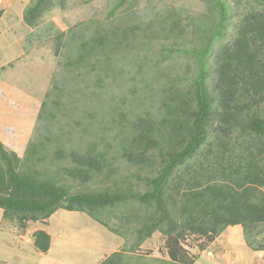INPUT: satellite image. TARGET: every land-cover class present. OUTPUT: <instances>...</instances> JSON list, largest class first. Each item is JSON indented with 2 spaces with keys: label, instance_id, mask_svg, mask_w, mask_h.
<instances>
[{
  "label": "trees",
  "instance_id": "obj_1",
  "mask_svg": "<svg viewBox=\"0 0 264 264\" xmlns=\"http://www.w3.org/2000/svg\"><path fill=\"white\" fill-rule=\"evenodd\" d=\"M30 1L24 22L36 28L37 39L45 42L59 32L39 21L57 5L64 8L66 0ZM137 1L120 0L116 9L130 13ZM208 2L206 20L192 19L201 28L203 41L200 49H190L198 60L193 85L186 93L178 88L165 91L167 101H162L159 116L147 113L127 127L130 136L122 145V156L155 172L146 177L148 190L116 187L71 194L52 177L40 178L35 170L22 172L23 159L0 143V209L5 218L24 230L29 222H46L62 209L87 214L110 228L102 214L108 210L114 214L116 208L130 204V215L141 220L134 248L158 232L166 239L171 264L195 263L183 245L187 237H205L211 244L235 226L243 228L245 238L255 236L254 243L248 240L250 249L264 252V0ZM114 12L115 8L111 16ZM107 22L110 26L100 25L91 30L90 39L81 40L78 57L68 66L94 73L102 63L100 55L109 60L124 45L136 43L139 27L121 29L118 18ZM103 65L98 82L111 78L110 65ZM45 107L42 102L41 111ZM40 146L43 149L44 144ZM57 157H65L63 150ZM70 158L75 166L65 171L81 184L109 167L96 144L84 154L72 151ZM31 239L36 250L49 252L47 232L37 230ZM101 264H125V254L114 252Z\"/></svg>",
  "mask_w": 264,
  "mask_h": 264
},
{
  "label": "rangeland",
  "instance_id": "obj_2",
  "mask_svg": "<svg viewBox=\"0 0 264 264\" xmlns=\"http://www.w3.org/2000/svg\"><path fill=\"white\" fill-rule=\"evenodd\" d=\"M119 1L66 0L64 8L57 5L39 21L47 29L53 25L62 34L60 39L58 34L50 35L45 42L37 39L36 28L24 22L30 0H11L1 9L0 76L23 94L21 99L35 97L38 104L46 103L35 122L21 170L38 171L40 178L52 177L71 194L116 187L145 193L146 177L155 172L134 166L122 156V145L130 136L127 127L147 113L159 116L162 101H167L165 91L178 88L186 93L198 73L197 55L192 50L202 47V31L192 19L206 20L210 13L208 0H138L130 13L116 9ZM117 18L121 29L139 27L136 43L124 45L109 60L100 55L102 63L97 64L94 73L67 65L78 57L81 40L90 39L91 30L110 26L107 21ZM170 29L174 33H169ZM105 62L110 65L111 78L98 82L97 74ZM209 64L214 65L213 59H209ZM16 104V110L19 108L23 114L36 105L33 102L28 106L22 101ZM91 144L105 154L109 167L91 182L81 184L65 170L75 166L70 153L84 154ZM58 150H63L64 158L57 157ZM129 206L116 208L114 214L109 210L102 214V221L110 228L87 214L62 209L49 221L30 223L24 230L13 222L8 230L13 235L7 236L19 243L13 247L20 246L22 254L18 250H10L6 256L0 254V264H101L119 251L125 254V264H171L166 239L158 232L134 248L141 220L130 215L133 209ZM134 206L135 210L140 208L135 202ZM37 230L47 231L52 238L47 253L36 250L28 237ZM7 236L0 234V242L4 243ZM248 240L254 243L255 236L245 238L240 226L222 233L218 246L225 250L224 259L215 255L217 246L209 249L212 255L204 248L209 244L205 237L189 236L183 245L197 264H249L259 252L250 249ZM258 258L253 264H264Z\"/></svg>",
  "mask_w": 264,
  "mask_h": 264
},
{
  "label": "crops",
  "instance_id": "obj_3",
  "mask_svg": "<svg viewBox=\"0 0 264 264\" xmlns=\"http://www.w3.org/2000/svg\"><path fill=\"white\" fill-rule=\"evenodd\" d=\"M10 2L11 0H0V12H2L1 9L3 4ZM22 95L23 94L20 93V91L13 84H11L10 81L0 76V143L4 146V148L8 152L15 153L21 159H23L24 157L23 155L27 153L26 152L27 148L29 146V143H31L29 141L31 140L36 128L35 122L37 119L39 121V114L42 105V103L38 104V100L35 97L34 100H32L31 97H29L28 99H24V98L21 99ZM21 101L25 102L28 106L34 102L36 104L35 108L31 110L27 109L23 114L20 110H18L19 108L16 110V107L18 106L16 103H19ZM13 222L15 221H11L10 219L5 218L4 210L0 209V234L6 236L7 234L10 236L13 235L12 232L8 231L9 228L12 226ZM30 223L33 222H29L27 228L30 225ZM235 227H239V226H235ZM230 228H234V227L227 228L223 233H227V231ZM22 235L21 237L28 236L27 233L25 234V236ZM28 237L31 239V235H29ZM221 237L222 234L218 238H216L214 242L209 244L206 248H208L207 250L212 255V252L210 250L212 249L213 246H217V248L214 250L215 255H217L222 259L223 257H225L224 254L225 250L223 249V247L218 246ZM3 241L4 243L0 242V254L6 256L7 253H10V250H14L13 253H15V250H18L19 252H21L20 254H22V249H20V246H17V248L13 247L15 245H19V243L15 244L16 242L10 240L9 236H7V238L4 237ZM32 244H33V240H32ZM220 251L221 254L218 253ZM20 254H17L19 257L18 259H20ZM258 255L259 256H254V258L250 261L249 264H253L255 259H257V257H259L258 258L259 260H264L263 252H259ZM194 264H197V262H195ZM209 264H212L211 261ZM216 264H224V263L217 262Z\"/></svg>",
  "mask_w": 264,
  "mask_h": 264
}]
</instances>
